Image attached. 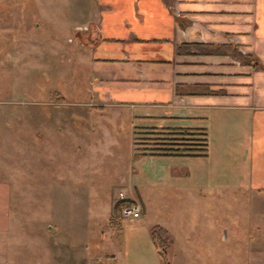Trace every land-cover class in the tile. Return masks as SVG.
Here are the masks:
<instances>
[{"label":"crops","instance_id":"0c3cea01","mask_svg":"<svg viewBox=\"0 0 264 264\" xmlns=\"http://www.w3.org/2000/svg\"><path fill=\"white\" fill-rule=\"evenodd\" d=\"M91 9L82 30L93 34L79 39L87 96L128 106L152 131L201 132L204 152L141 155L117 200L137 204L139 216L106 212L102 248L80 258L49 235L25 232L19 213L11 224L12 189L0 180V264H162L150 234L159 223L146 215L149 197L168 188L245 206L236 247L197 261L182 244L176 264H264V0H92ZM205 205L198 209L207 214Z\"/></svg>","mask_w":264,"mask_h":264},{"label":"rangeland","instance_id":"374dc122","mask_svg":"<svg viewBox=\"0 0 264 264\" xmlns=\"http://www.w3.org/2000/svg\"><path fill=\"white\" fill-rule=\"evenodd\" d=\"M91 5L0 0V180L12 189L10 221L23 215L25 232L49 235L52 246H65L74 258L99 253V219L109 211L120 216V207L130 204L121 202L114 214V204L124 198L122 185L143 166L141 155L196 154L204 138L185 128L152 131L128 106L99 105L87 96L80 40L93 34L90 26L82 30ZM75 21L84 24L72 28ZM155 195L146 216L168 229L167 264L177 263L182 244L199 255L197 261L235 246L245 212L235 198L208 202L174 188ZM203 204L207 214L198 209Z\"/></svg>","mask_w":264,"mask_h":264},{"label":"trees","instance_id":"16d2710c","mask_svg":"<svg viewBox=\"0 0 264 264\" xmlns=\"http://www.w3.org/2000/svg\"><path fill=\"white\" fill-rule=\"evenodd\" d=\"M221 51H224V49H221ZM234 54L238 55L236 50H234ZM196 154H198V153H196ZM120 201H122V200H120ZM120 201L115 203V205H114L115 210L119 209ZM150 234H151L152 242H153L154 246L156 247L158 254L160 256L161 263L167 264V257H166V251H165V246L167 243V237H166V234L164 232V229L160 225H153L151 227Z\"/></svg>","mask_w":264,"mask_h":264},{"label":"built area","instance_id":"2783aa9c","mask_svg":"<svg viewBox=\"0 0 264 264\" xmlns=\"http://www.w3.org/2000/svg\"><path fill=\"white\" fill-rule=\"evenodd\" d=\"M202 145H201V149L199 148V150L197 149L196 151H198V154H201L204 152L205 149V145H206V141H205V137L203 138L202 141ZM120 216L122 218H126V219H131V218H136L139 216V206L137 204H125L122 205L120 207Z\"/></svg>","mask_w":264,"mask_h":264}]
</instances>
